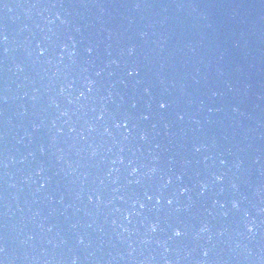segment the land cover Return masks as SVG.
Here are the masks:
<instances>
[{
    "label": "water",
    "instance_id": "obj_1",
    "mask_svg": "<svg viewBox=\"0 0 264 264\" xmlns=\"http://www.w3.org/2000/svg\"><path fill=\"white\" fill-rule=\"evenodd\" d=\"M0 264H264V0H0Z\"/></svg>",
    "mask_w": 264,
    "mask_h": 264
},
{
    "label": "snow or ice",
    "instance_id": "obj_2",
    "mask_svg": "<svg viewBox=\"0 0 264 264\" xmlns=\"http://www.w3.org/2000/svg\"><path fill=\"white\" fill-rule=\"evenodd\" d=\"M129 75H132V73H129ZM159 107H160L161 109H164V108L166 107V105H165L164 103H160V104H159ZM145 119H147V117H145ZM141 139H143V137H141ZM233 207H236V205L233 204ZM152 230L155 231V228H153ZM248 231H252V229H251V228H248ZM174 235H175V236H180L181 233H180L179 231H175V232H174Z\"/></svg>",
    "mask_w": 264,
    "mask_h": 264
},
{
    "label": "clouds",
    "instance_id": "obj_3",
    "mask_svg": "<svg viewBox=\"0 0 264 264\" xmlns=\"http://www.w3.org/2000/svg\"><path fill=\"white\" fill-rule=\"evenodd\" d=\"M133 171H135V169H133ZM202 231L204 230V229H201Z\"/></svg>",
    "mask_w": 264,
    "mask_h": 264
}]
</instances>
